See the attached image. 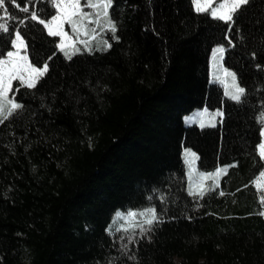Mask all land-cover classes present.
<instances>
[{
  "label": "trees",
  "instance_id": "16d2710c",
  "mask_svg": "<svg viewBox=\"0 0 264 264\" xmlns=\"http://www.w3.org/2000/svg\"><path fill=\"white\" fill-rule=\"evenodd\" d=\"M25 5L6 0L13 19H0L10 25L0 59L19 27L31 62L49 71L37 89L13 84L24 109L0 125V264H264L254 185L264 171V0H249L231 29L196 13L192 0H113L118 40L106 32L111 49L92 41L91 53L77 43L70 60L26 20ZM27 6L54 14L48 0ZM217 47L245 89L239 102L211 81ZM197 109L223 115L215 127L187 125ZM185 148L198 153L200 172L226 169L219 187L193 202ZM147 207L171 214L159 215L150 239L137 234L128 244L115 214Z\"/></svg>",
  "mask_w": 264,
  "mask_h": 264
},
{
  "label": "snow or ice",
  "instance_id": "6c2138e0",
  "mask_svg": "<svg viewBox=\"0 0 264 264\" xmlns=\"http://www.w3.org/2000/svg\"><path fill=\"white\" fill-rule=\"evenodd\" d=\"M13 2L15 3V0ZM32 3L33 0H26V5L20 8V11L29 13L26 20L30 19L42 25L49 36L59 37L58 47L69 60L72 55L80 51L76 46L77 43L83 44L85 49L91 53L93 51L92 41H97L105 51L111 49L112 44L109 39H103V34L106 32L111 33L110 39L118 40L116 36L117 23L110 12L113 0H84L83 3L82 0H48V3L54 8V14L48 19L41 18L36 11L30 12L27 5ZM248 3L249 0H192L196 13H207L212 19L225 23L233 22L235 14ZM16 7H19V5L17 4ZM85 7L91 11H85ZM0 10L4 13L0 19L9 21L13 19L12 15L8 13L6 0H0ZM26 20H22L20 23L26 26ZM65 25L70 26L72 35L65 30ZM9 31V24L0 23V34L9 33ZM11 34L13 36L11 43L14 51H8L6 58L0 59V125L4 124L13 114L24 109V105L15 99L13 82H19L16 91L19 90L20 86L26 89H37L38 84L49 71L47 64L36 66L31 62L27 54L28 45L19 27L12 29ZM96 50H100V48ZM224 51V48L216 49L220 56L223 55ZM224 75L232 77L231 90L226 91L225 94L230 99L239 102L245 89L236 82L234 73L225 70ZM10 93H13V95L10 96ZM222 115V112L209 114L205 110L201 114L200 127H205V117L208 118L209 125L215 127L216 117ZM261 121L264 123V116H262ZM261 135L264 136V131ZM258 148L259 156L264 160V142L260 143ZM185 155L189 158L187 160L189 169L187 173L188 193L194 198L203 199L207 192L214 191L219 187L220 179L226 169L218 168L207 173L197 172L193 163L194 159H197L196 155L191 152H187ZM208 181H212V184L208 185ZM255 186L258 190L264 191V171L259 173ZM219 194L223 195L224 193L221 191ZM261 202L264 203V198ZM120 219L124 223L117 228V231L129 234L127 236L128 244L136 243L137 234L141 239H150L148 234L153 231L154 225L161 222L159 214L152 207L139 212H129L127 215H122ZM108 231L111 234V229H108ZM128 244L122 245V248L127 249ZM129 259H135V257L130 256Z\"/></svg>",
  "mask_w": 264,
  "mask_h": 264
},
{
  "label": "rangeland",
  "instance_id": "374dc122",
  "mask_svg": "<svg viewBox=\"0 0 264 264\" xmlns=\"http://www.w3.org/2000/svg\"><path fill=\"white\" fill-rule=\"evenodd\" d=\"M84 2V0H82V3ZM85 11H91L90 9H87L86 7H85V9H84ZM90 27H92V26H90ZM65 30L67 31V32H69V34L70 35H72V32H71V28H70V26L69 25H65ZM47 31V30H46ZM98 32H99V30H98ZM104 34H106V33H104ZM57 38V41H58V45H59V42H60V38L59 37H56ZM104 38V37H103ZM105 39H109L108 37L107 38H105ZM109 42H110V40H109ZM98 48H100V49H102L103 48V46L102 45H99L98 46ZM217 48H219V47H217ZM217 48H215L214 50H213V52H212V54H211V58H210V77H211V81L212 82H218V83H221L223 86H224V91H225V93H226V91H229V90H231V83H232V77L231 76H225L224 75V72H225V70L227 71V72H230V73H234V72H232V71H230V70H227L225 67H224V64H223V61H222V57L216 52V49ZM11 51H14V49H12ZM28 54V53H27ZM214 57H215V59H214ZM4 58H6V56L4 57ZM235 74V73H234ZM235 77H236V82L239 84V82H238V79H237V76H236V74H235ZM15 82H17L18 84H19V82L18 81H14L13 82V84L15 83ZM239 86L240 87H242L240 84H239ZM10 95H11V93H10ZM227 96V95H226ZM227 97H229V96H227ZM243 97V96H242ZM241 97V98H242ZM205 110H207V109H197L195 112H193V113H191V114H189V115H187V116H185V122H186V124L187 125H193V124H197V125H199L200 126V119H201V114H203L204 112H205ZM207 112L209 113V114H213V113H216V112H221L220 110H215V111H209V110H207ZM218 118H219V116H217L216 117V119H215V126L217 125V123H218ZM204 123H205V127L206 126H210L209 125V122H208V118L207 117H205L204 118ZM264 131V130H263ZM262 142H264V136H263V139H262ZM261 142V143H262ZM187 152H191V153H194L195 155H196V157H197V159H194V161H193V163H194V166H195V168H196V170H197V172L199 171L198 170V153L195 151V150H192V149H189V148H185L184 149V151H183V157H184V160H185V164L187 165V173H188V171H189V169H188V164H187V160L189 159L188 157H186V153ZM258 152H259V148H258ZM264 161V160H263ZM200 172V171H199ZM186 176V175H185ZM256 181V180H255ZM185 184L187 185V187L186 186H184V188H185V191H186V193H187V199L189 200V202H193L194 201V197L193 196H191V195H189V193H188V179L187 180H185ZM254 185H255V182H254ZM258 190V189H257ZM259 191V193H260V196H261V201H262V198H264V191H261V190H258ZM183 193H184V191H183ZM161 197H162V199H168L169 197L168 196H164V194L163 195H161ZM151 202V201H150ZM157 203H161V199L159 198L158 199V201H156ZM163 203H164V201H163ZM263 205H264V203H263ZM147 208H150V207H147ZM147 208H145V209H147ZM153 208V207H152ZM141 210H144V209H141ZM141 210H138V211H136V212H139V211H141ZM161 212L159 213V212H157L160 216H163V217H169L170 216V214H171V211L170 212H165V211H163V210H160ZM132 212V211H131ZM128 213H125V214H121L120 215V211H118L116 214H115V216H117L116 217V219H115V224H116V226H117V228H119L120 227V225L121 224H123L124 223V221L122 220V219H120V217L122 216V215H127ZM117 228H116V230H117ZM121 232V231H120Z\"/></svg>",
  "mask_w": 264,
  "mask_h": 264
}]
</instances>
